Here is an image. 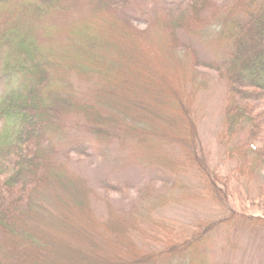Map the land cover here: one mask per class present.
Wrapping results in <instances>:
<instances>
[{
	"label": "trees",
	"instance_id": "obj_1",
	"mask_svg": "<svg viewBox=\"0 0 264 264\" xmlns=\"http://www.w3.org/2000/svg\"><path fill=\"white\" fill-rule=\"evenodd\" d=\"M72 2L0 0L1 75L8 79L0 99V264H55L59 242L95 252L98 258L88 264H233L232 257L213 249L224 225L227 233L242 227L264 241V210L234 205L231 188L233 178L254 180L264 168V143H259L264 140V0H237L226 9L225 0L168 5L158 15L169 35L161 62H151L147 51L158 40L145 38L148 32L125 13L133 0L91 2L90 15L79 20L85 24L73 26L74 37L90 34L86 59L68 61L54 47L50 51L32 22L58 9L70 12ZM119 30L115 40L111 33ZM198 38L219 46L214 61L198 56ZM202 63L216 67L226 84L221 141L227 159L237 162L233 176L210 171L199 149L196 64ZM69 117L89 134L78 146L83 153L118 143L128 152L136 140V148L183 145L186 162L197 160L199 171L209 176L204 191L230 213L166 242L145 232L132 212L111 205L101 214L94 186L79 177L73 154L58 143L61 123ZM250 198L264 209V193ZM157 225L173 233L179 229L167 218ZM76 239L86 244L77 245Z\"/></svg>",
	"mask_w": 264,
	"mask_h": 264
},
{
	"label": "rangeland",
	"instance_id": "obj_2",
	"mask_svg": "<svg viewBox=\"0 0 264 264\" xmlns=\"http://www.w3.org/2000/svg\"><path fill=\"white\" fill-rule=\"evenodd\" d=\"M92 1L76 0L75 5L72 2L74 7L70 12L58 9V14L50 15L40 21H33L32 27L40 42L50 51L54 47L68 61L86 59L85 51L89 45L88 40H91L90 34L81 33V36L74 37L75 27L73 26L78 28L85 24L79 20L83 21L85 16L90 15ZM182 1L133 0L130 10L125 12L138 29L140 27L148 32L145 38L155 42L158 40L159 44H156L155 48L147 49L151 62H161L160 55L169 48V35L164 34L161 29L163 24L160 20L162 18H158L159 13L161 11L165 13L168 5L179 6ZM225 1L226 9L234 5L237 0ZM108 27L109 25L105 29ZM111 34H114L113 37L116 40L122 35V30ZM125 34L128 33L125 32ZM187 35L186 33V37ZM103 37V41L109 40V37ZM208 39H197V54L202 59L214 61L220 55L219 46ZM4 63L1 58L0 99L6 91L8 81L1 75ZM196 69L198 70L196 86L198 95L195 104L198 106L201 155L206 160L210 171L233 176L236 173L237 162L227 159L226 147L221 141L226 116V84L222 81L216 67L202 63L196 64ZM153 82L148 83L152 85ZM152 88L154 89L153 86ZM76 121L74 117L63 119L61 124L64 127V133L61 138L59 136L58 143L65 151L73 154L72 167L79 177L94 186L92 190L97 193V199L101 203L98 207L101 214H104L103 211L108 210L111 205L117 207L119 211L132 212L133 218L137 219L145 232L159 235L166 242L170 238L181 240L188 233H194L201 222L221 221L230 213L227 207L218 202L214 194L204 191L208 188L209 176L199 171L202 165L197 160L191 163L186 162L183 145L175 146L176 148L168 146L166 150L158 149L154 145H139L140 148H136L133 146L137 143L136 140L130 145L128 152H124L118 143L112 147L91 148L90 152L83 153L79 151L78 146L80 141L89 134ZM259 143L262 145L264 140L261 139ZM183 165H186V168L182 167ZM233 179L231 188L236 195L234 205L252 212L264 210L262 207H257L250 198L261 199L264 193V168L254 180ZM161 218L173 220L179 229L173 233L159 228L157 222ZM85 242L81 239L75 240L77 245L86 244ZM234 243H237L241 251L240 255L234 251ZM55 245L58 251L54 259L55 264H88L90 260L98 258V255L90 250L81 252L69 245L62 247L60 242ZM227 246L229 251L225 249ZM213 249L224 258L232 257L233 264H264V241L254 231L252 233L242 227L235 229L232 233H227L225 225L224 228H220L216 232ZM61 250L62 253H60ZM101 255L105 256L106 253L102 252ZM51 261H53L52 257ZM38 263L47 264V261L42 260L31 264Z\"/></svg>",
	"mask_w": 264,
	"mask_h": 264
}]
</instances>
